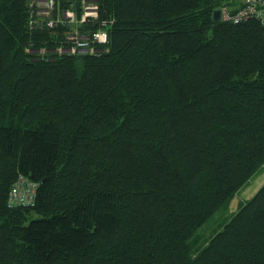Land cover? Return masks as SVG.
Instances as JSON below:
<instances>
[{
    "label": "trees",
    "instance_id": "obj_1",
    "mask_svg": "<svg viewBox=\"0 0 264 264\" xmlns=\"http://www.w3.org/2000/svg\"><path fill=\"white\" fill-rule=\"evenodd\" d=\"M226 1L100 0L102 52L60 54L0 0V264H264V185L199 236L264 170V24Z\"/></svg>",
    "mask_w": 264,
    "mask_h": 264
},
{
    "label": "built area",
    "instance_id": "obj_2",
    "mask_svg": "<svg viewBox=\"0 0 264 264\" xmlns=\"http://www.w3.org/2000/svg\"><path fill=\"white\" fill-rule=\"evenodd\" d=\"M99 1L30 0V28L55 32L58 27H63L67 47L60 45L57 48L60 54H99L101 47L108 43L110 24L101 16ZM219 10L223 22L240 24L256 20L264 24V0H227ZM37 52L46 54L47 50L43 48ZM36 188L37 184L20 177L10 192L9 207L32 206Z\"/></svg>",
    "mask_w": 264,
    "mask_h": 264
},
{
    "label": "rangeland",
    "instance_id": "obj_3",
    "mask_svg": "<svg viewBox=\"0 0 264 264\" xmlns=\"http://www.w3.org/2000/svg\"><path fill=\"white\" fill-rule=\"evenodd\" d=\"M263 185L264 170L237 194L234 200L230 203L227 211L218 213L215 216V219H212L201 231H199V236H201L202 239H209L212 234L219 229V225H222V223L228 220L231 215L238 210L240 204H244L251 200Z\"/></svg>",
    "mask_w": 264,
    "mask_h": 264
},
{
    "label": "water",
    "instance_id": "obj_4",
    "mask_svg": "<svg viewBox=\"0 0 264 264\" xmlns=\"http://www.w3.org/2000/svg\"><path fill=\"white\" fill-rule=\"evenodd\" d=\"M213 19L215 22H220L221 21V11L216 10L213 14Z\"/></svg>",
    "mask_w": 264,
    "mask_h": 264
}]
</instances>
